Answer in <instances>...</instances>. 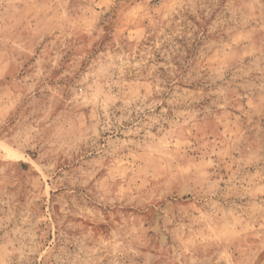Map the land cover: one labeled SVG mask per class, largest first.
Segmentation results:
<instances>
[{
  "label": "rangeland",
  "instance_id": "obj_1",
  "mask_svg": "<svg viewBox=\"0 0 264 264\" xmlns=\"http://www.w3.org/2000/svg\"><path fill=\"white\" fill-rule=\"evenodd\" d=\"M0 264H264V0H0Z\"/></svg>",
  "mask_w": 264,
  "mask_h": 264
}]
</instances>
